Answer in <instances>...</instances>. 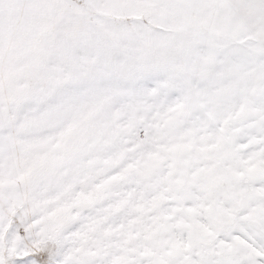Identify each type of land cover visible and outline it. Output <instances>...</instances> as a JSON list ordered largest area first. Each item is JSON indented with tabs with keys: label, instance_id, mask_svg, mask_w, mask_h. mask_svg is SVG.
I'll return each mask as SVG.
<instances>
[{
	"label": "snow or ice",
	"instance_id": "snow-or-ice-1",
	"mask_svg": "<svg viewBox=\"0 0 264 264\" xmlns=\"http://www.w3.org/2000/svg\"><path fill=\"white\" fill-rule=\"evenodd\" d=\"M0 264H264V0H0Z\"/></svg>",
	"mask_w": 264,
	"mask_h": 264
}]
</instances>
